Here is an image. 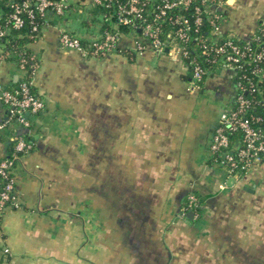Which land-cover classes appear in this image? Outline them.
<instances>
[{
  "label": "crops",
  "instance_id": "crops-1",
  "mask_svg": "<svg viewBox=\"0 0 264 264\" xmlns=\"http://www.w3.org/2000/svg\"><path fill=\"white\" fill-rule=\"evenodd\" d=\"M217 1L219 34L247 37L264 19V0ZM70 2L85 12L94 5ZM45 19L30 44L44 110L26 128L0 95V123L9 121L0 159L18 135L35 143L14 169L18 200L0 223V264H264V160L227 179L209 148L234 101L230 71L195 88L178 50L136 52L130 32L117 49L134 57H86L60 45L62 28L75 22L51 11ZM84 21L81 38L98 36ZM22 76L0 44V85ZM191 193L201 201L192 219L179 214Z\"/></svg>",
  "mask_w": 264,
  "mask_h": 264
},
{
  "label": "built area",
  "instance_id": "built-area-1",
  "mask_svg": "<svg viewBox=\"0 0 264 264\" xmlns=\"http://www.w3.org/2000/svg\"><path fill=\"white\" fill-rule=\"evenodd\" d=\"M14 2V0H11ZM105 0H94L95 5L103 4ZM149 0H127L124 5H118L116 12L110 13V20L113 18L117 23H112V30H107L102 35L91 37L88 44L83 43V38L77 30L76 23H80L83 11H72L68 8L70 0H25L20 5L13 4L14 12L11 18L14 20L16 27H21L24 20L21 18L22 13L27 12L31 19L34 18L33 9H30L32 4L36 5L42 15H46L51 11L60 18L69 17L75 25L62 28L60 35V45L66 49L78 50L86 57H105L113 53L118 48V42L123 35L120 30L121 26L131 29L136 36L135 51L142 52L149 48L155 53H164L166 49L178 50L182 57L188 54L185 50L182 41L189 39V31L193 28L189 25V20L184 16H177L175 23L179 25L176 34L172 40L161 38V24L164 21V16L167 11L182 5H189L193 0H161L160 3L153 9H145L146 3ZM217 0H202V6L197 8V13H207L213 17L212 24L214 25L213 32L219 34V26L224 20V15L221 12L214 11L212 8L216 5ZM111 6V1L108 5ZM148 10V11H146ZM71 16H70V15ZM69 15V16H68ZM196 23H201V18L196 19ZM218 23V24H217ZM264 33V22L259 23L257 29L247 37L238 36L239 39L245 40L246 45L241 47L233 41H228L222 46L214 48V56L210 57L213 65L219 71L228 70L232 74V79L235 84V97L233 104L225 110L219 117V121L214 128L212 141L210 143V151L212 159L225 171L227 179L240 178L246 171L255 163L263 159L264 154V133L258 123H261L262 117L256 115L255 107L264 106V91L259 86V82L264 80V69L258 66H253V63L260 61L264 55L261 50V44H264V35H256L258 29ZM77 27V28H76ZM9 31L8 28L0 30V36L5 35ZM252 40H255L252 45ZM204 53H208L205 49ZM33 75L36 69V61L33 62ZM23 77L27 74V70L20 67ZM208 74V69H204L201 65L194 67L192 86L199 88L205 81V75ZM33 86L32 79H24L20 85V90L17 94H21L22 98H17L13 93L5 90V87L0 85V95L4 103L9 105L11 118L17 121L22 126L29 128L31 126V115H37L44 110L46 104L44 100L35 92H31ZM9 121L0 123V131L4 129ZM240 131L242 133L239 139H233L232 134ZM14 151L6 158L0 159V175L3 185L0 186V223L6 210L9 207L17 206L16 193V178L14 169L20 158L32 151L35 143L28 136L18 135L16 138ZM229 184L225 181L221 185V189H228ZM201 206V201L196 195L188 196V205L183 208L180 213L186 216L189 212H193V217L198 216V208ZM4 255L10 253L8 247L1 250Z\"/></svg>",
  "mask_w": 264,
  "mask_h": 264
},
{
  "label": "trees",
  "instance_id": "trees-1",
  "mask_svg": "<svg viewBox=\"0 0 264 264\" xmlns=\"http://www.w3.org/2000/svg\"><path fill=\"white\" fill-rule=\"evenodd\" d=\"M37 0H33L35 2ZM51 1H59V0H51ZM111 1V6L109 7V3ZM127 0H105L103 4L93 5V7L88 10L87 18L84 21L85 26L89 28L92 26H98L100 31L99 35H102L107 30H112V23H117L113 18V21L110 20L109 16L111 12H116L118 9V5H124ZM161 0H149L146 3L145 9H153L155 8ZM25 0H0V30H4L6 28L9 31L0 36V44L3 46V57L7 60H14L17 62L19 67H24L27 70V74L25 77L19 79L12 83L9 87H6L5 90L16 95L17 98H22L21 94H17V91L20 90V85L24 79L30 80L33 77V61L35 60L34 54L30 48V44L39 40L43 36L44 29L48 28L50 22L45 19V16L42 15L37 6L32 4L30 9H33L34 18L31 19L27 12H24L21 15V18L24 20V23L21 27H16L14 25V20L11 18L12 13L14 12L13 4L18 3L22 5ZM202 6V0H193L189 3V5L175 7L167 11V15L164 16V21L161 24V38L165 40H172L173 35H175L176 30L179 28V25L175 23V18L177 16H184L189 20V25L192 26V30L189 31V39L186 41H182V44L185 50L188 52L187 55L182 57L183 63L187 68V75L184 77L185 80L191 81L194 73V67L196 65H201L204 69H208V74L205 75V80L213 76L217 73V67L212 64L210 57L214 56V48L217 46H222L228 41H233L234 43L244 47L246 45V41L239 39L238 35H233L231 33L225 34H215L213 29L215 28L212 24L213 17L207 13L201 12L197 13V8ZM72 11H85L86 5L82 3H73L70 2L69 7ZM148 11V10H146ZM200 17L201 23L198 25L196 23V19ZM62 18V17H61ZM264 19L260 21L262 24ZM218 24V23H217ZM263 26L261 25V29H258L256 35L261 36L264 35ZM120 30L122 34H128L131 31L130 28L121 26ZM90 40H83L84 44H88ZM255 40H252V45H254ZM205 49L208 50V53H204ZM169 49H166V51ZM261 50L264 51V44H261ZM114 52H122L129 57H134V52L131 50H119L116 49ZM253 66L262 67L264 69V55L260 61L253 63ZM259 86L264 91V80L259 82ZM36 92V88L31 86V92ZM264 96V93H263ZM6 106L9 107L7 103ZM9 109V108H8ZM9 111H11L9 109ZM256 115H260L262 117L261 123L257 125L261 127L264 133V106H256L254 109ZM39 114V113H38ZM242 133L240 131L234 132L232 134L233 139H239ZM16 137L11 139V147L10 152L14 151V146L16 143ZM30 137L28 136V139ZM31 139V138H30ZM34 148V147H33ZM33 150V149H32ZM10 153V154H11ZM264 159V154H263ZM212 163H215L212 159ZM219 166V165H218ZM3 185L2 177L0 175V186ZM196 195L199 199V195L196 193L188 194L180 208V213L183 211V208L188 205V196ZM200 208H198V213ZM179 213V214H180ZM187 216V215H186Z\"/></svg>",
  "mask_w": 264,
  "mask_h": 264
},
{
  "label": "rangeland",
  "instance_id": "rangeland-1",
  "mask_svg": "<svg viewBox=\"0 0 264 264\" xmlns=\"http://www.w3.org/2000/svg\"><path fill=\"white\" fill-rule=\"evenodd\" d=\"M88 12L86 11H84L80 16L83 18V19H86L87 18V16H88V14H87ZM83 34H85V33H81L80 35H83Z\"/></svg>",
  "mask_w": 264,
  "mask_h": 264
},
{
  "label": "water",
  "instance_id": "water-1",
  "mask_svg": "<svg viewBox=\"0 0 264 264\" xmlns=\"http://www.w3.org/2000/svg\"><path fill=\"white\" fill-rule=\"evenodd\" d=\"M187 216H188V218L192 219V218H193V212H189V213L187 214Z\"/></svg>",
  "mask_w": 264,
  "mask_h": 264
}]
</instances>
